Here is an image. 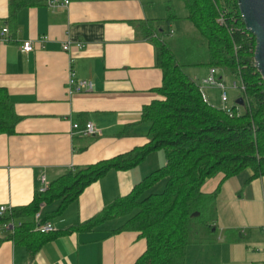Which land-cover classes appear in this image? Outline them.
Returning <instances> with one entry per match:
<instances>
[{"label": "crops", "instance_id": "obj_1", "mask_svg": "<svg viewBox=\"0 0 264 264\" xmlns=\"http://www.w3.org/2000/svg\"><path fill=\"white\" fill-rule=\"evenodd\" d=\"M11 1L0 0V35L8 29L6 41L0 40V87L19 117L13 134H0V207L10 212L31 203L43 176L49 185L74 167L148 142L142 127L133 135L122 132L127 124L138 123L142 107L155 99L152 91L162 84L155 47L141 37L137 24L165 17L163 0H69L68 6L54 8L40 2L10 14ZM27 40L34 49L24 55L20 45ZM66 41L71 42L68 52L62 50ZM78 43L84 47L78 49ZM69 70L75 79L89 82L91 91L69 93ZM185 73L198 77L202 88L208 68ZM221 76L227 75L217 72L216 78ZM204 88L209 104L216 89ZM86 123L95 135L84 137L73 129ZM164 164V155L156 151L129 171H109L48 223L62 231L89 221ZM251 175L247 170L205 181L203 194L218 189L217 218L209 233L198 234L200 239L189 246L185 264H264V176L243 186ZM56 205H43L42 211ZM114 221L97 231L59 235L33 257L25 244L7 240L10 233L3 230L0 264H134L145 243L133 232L108 237L118 227Z\"/></svg>", "mask_w": 264, "mask_h": 264}, {"label": "trees", "instance_id": "obj_2", "mask_svg": "<svg viewBox=\"0 0 264 264\" xmlns=\"http://www.w3.org/2000/svg\"><path fill=\"white\" fill-rule=\"evenodd\" d=\"M180 1L187 13L186 20L202 38L203 58L182 65L164 39L173 33L170 25L178 19L170 1L165 4L164 19L138 22L141 37L155 47L162 84L152 91L155 99L142 107L138 123L127 124L122 134H136L135 130L142 127L148 142L95 164L74 167L50 182L45 192H35L28 205L0 216V224H19L7 240L25 244L30 257L59 235L97 231L105 223L128 217L107 235L133 232L144 241V253L134 264H185L187 249L197 241L193 237L209 233L217 218L218 189L211 195L203 194L205 181L218 174L229 179L250 170L252 175L243 183L245 186L264 176V82L254 65L255 39L245 29L236 0ZM40 2L44 0H13L9 13ZM220 17L222 25L217 23ZM188 66L217 68L241 81V115L235 112L239 106H233L229 115L205 102L199 85L183 70ZM18 122L7 92L0 87V134H13ZM156 151L163 153L164 166L89 221L50 234L33 231L37 213L40 212L39 223L60 217L88 186L106 173L129 171ZM160 182H164L162 192L148 193ZM54 203L57 205L53 209L42 211L43 205ZM194 213L199 215L191 217Z\"/></svg>", "mask_w": 264, "mask_h": 264}, {"label": "built area", "instance_id": "obj_3", "mask_svg": "<svg viewBox=\"0 0 264 264\" xmlns=\"http://www.w3.org/2000/svg\"><path fill=\"white\" fill-rule=\"evenodd\" d=\"M44 3L50 8H54L57 6L66 7L69 5V0H44ZM217 23L219 25H222L224 23L223 18L220 17L217 20ZM7 33H8L7 28H4L1 31V35H0L1 41H6ZM70 45H71V42L66 41L62 45V50L64 52H68L70 50V47H71ZM76 46L78 47V49H81L84 47V45L82 43H78ZM33 49H34L33 43L31 41H28V40L23 41V43L20 45V52L24 55L31 53L33 51ZM217 72H220V70L217 68H209L208 69L207 78L202 80V84H201L202 88L208 87V88L216 89L217 91H219V99H220V102L222 104V110L226 111L229 115H232L231 108L228 109L224 106L225 103L227 102V99H228L227 90H228V88H232V89L240 90L241 92H243L244 86L241 83V81L233 80L231 86L228 87L225 83V78L223 76H221L220 78H216ZM66 86H67V91L69 93H73V92L80 93L82 91H91V84L89 82H86V81H81V80L75 79L74 73L71 70H69V73H68V80H67ZM202 88H199V90H200V93L202 95L203 100L206 102V98H205L204 94L202 93ZM235 112L237 113V115H241V113L243 112V109L237 108L235 110ZM73 129L78 130L79 133L84 137H90L92 135H95V129L91 123H86L83 129H80L77 124H74ZM41 183H42V187L40 188L39 192L42 193V192H45L47 190V186H48L45 176H43L41 178ZM9 212H10V209L5 208L4 206L0 207V216L7 214ZM40 218H41L40 213H37L34 217V219L37 223V226H36L37 232H39L40 234H50V233L55 232V228L53 227L52 224H50V223H39ZM16 225H19V224H15L11 221L4 223V224H0V233L4 230V231L12 234Z\"/></svg>", "mask_w": 264, "mask_h": 264}, {"label": "rangeland", "instance_id": "obj_4", "mask_svg": "<svg viewBox=\"0 0 264 264\" xmlns=\"http://www.w3.org/2000/svg\"><path fill=\"white\" fill-rule=\"evenodd\" d=\"M168 1L171 2L174 13L178 19L170 25V30L173 33L170 35H166L164 39L167 41V43L171 47L177 61L180 64L184 65V64L196 61L198 58H203V52L200 50L202 38L198 35L196 30L193 28V26L186 20L187 13L183 7L182 2L180 0H168ZM163 2L164 3L162 4H163L164 11H165V4L167 3V0H163ZM164 16L166 17V11H165ZM188 50L190 51L188 52ZM205 68L206 67H203V66H197V67L188 66V67L183 68V70L184 72H187V73L190 71V69L193 71H197V72H204ZM198 80L199 79L197 77V79H195L194 81L198 84ZM232 82H233V78L229 76L225 77V83L228 87L231 86ZM204 89L206 91V89H209V88H204ZM213 94H214L213 100L211 101L209 100V104L218 110H222V104L219 99V91L213 90ZM227 94H228V99L224 106L230 109L233 106H235V101L241 97V91L228 88ZM159 155H163L162 152L159 151ZM241 177L243 178L244 175H242ZM163 186H164V182H160L159 184L154 186L151 190H149L148 193H160L163 191ZM127 219L128 217L117 219L116 221H114V223H118V225L116 226L119 227ZM111 225L114 226V224H111ZM198 239H200L199 236L193 237V240H198ZM226 260L227 259H225V261Z\"/></svg>", "mask_w": 264, "mask_h": 264}, {"label": "water", "instance_id": "obj_5", "mask_svg": "<svg viewBox=\"0 0 264 264\" xmlns=\"http://www.w3.org/2000/svg\"><path fill=\"white\" fill-rule=\"evenodd\" d=\"M245 29L254 37V65L264 82V0H236ZM235 106L243 107L244 99L238 98ZM194 213L191 217H197Z\"/></svg>", "mask_w": 264, "mask_h": 264}]
</instances>
